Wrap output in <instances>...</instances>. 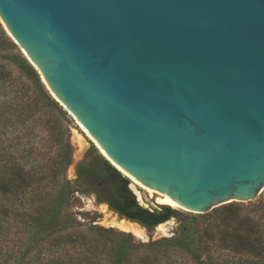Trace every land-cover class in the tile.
Instances as JSON below:
<instances>
[{"label":"water","instance_id":"water-1","mask_svg":"<svg viewBox=\"0 0 264 264\" xmlns=\"http://www.w3.org/2000/svg\"><path fill=\"white\" fill-rule=\"evenodd\" d=\"M0 20L53 97L165 201L206 213L264 189V0H0Z\"/></svg>","mask_w":264,"mask_h":264},{"label":"rangeland","instance_id":"rangeland-1","mask_svg":"<svg viewBox=\"0 0 264 264\" xmlns=\"http://www.w3.org/2000/svg\"><path fill=\"white\" fill-rule=\"evenodd\" d=\"M3 32L10 43L2 41ZM19 55L26 57L0 20V155L7 157L10 171L13 172L14 168L20 166L26 172H31L33 177L30 184L20 191L10 192L6 196L0 192V264H14L13 256L20 255L33 237L45 233L44 226L35 221L43 206H52L55 211L63 213L64 220L56 230L51 231L52 235L66 231L70 226L75 230L101 226L131 233L137 240L148 242L151 239L172 237L182 221L198 227L205 220L203 224L206 225L207 222L215 221L216 216L228 212L230 207L244 216L258 220L259 228L264 232V189L253 200L224 203L206 213L172 208L177 213L165 221L168 229L164 233L159 232L156 227L147 230L138 222L120 217L108 203L99 201L95 192L101 190L104 194L112 178L99 177L89 172L108 169L105 160L114 165L100 152L80 122L63 105L59 103L64 114H59L43 104L39 88L22 67ZM43 84L50 93L44 82ZM51 96L53 97L52 94ZM79 139L87 142L82 150L78 148ZM121 174L130 180L129 187L142 206L159 208L148 191L136 184L134 186L140 191V194H136L131 186V178L122 172ZM2 205L6 207L5 214H2ZM119 219L139 224L145 230L146 237L114 226L112 221ZM214 234L217 241L220 232L217 230ZM205 238L202 237V240ZM46 245L34 246L22 264H30V260L31 264H40L42 259H39V255L43 258ZM69 247L57 246L52 251L67 259L68 251H73ZM212 248L218 264L237 262L240 256L230 249ZM103 263L106 264V261ZM175 264L191 262L179 261Z\"/></svg>","mask_w":264,"mask_h":264},{"label":"trees","instance_id":"trees-1","mask_svg":"<svg viewBox=\"0 0 264 264\" xmlns=\"http://www.w3.org/2000/svg\"><path fill=\"white\" fill-rule=\"evenodd\" d=\"M1 37L3 42L10 43L4 32ZM19 59L28 76L33 78L39 88L43 104L59 114H64L60 102L45 88L34 66L23 55H19ZM1 143L0 133V146ZM7 162V157L0 155V192L3 196L22 190L33 179L31 172H26L23 167L19 166L14 168L13 172L10 171ZM105 163L108 169L89 172L99 177L112 178L104 194L101 190L95 192L98 200L108 203L120 217L138 222L147 230H152L177 213L169 207L149 209L142 206L129 187L130 180L106 160ZM1 208L2 214L7 213L6 207L2 205ZM230 208L228 212L216 216L215 221L207 222L206 225L203 224L205 220L198 227L182 221L172 237L141 242L131 233L101 226L89 230H75L70 226L66 231L52 235L51 231L56 230L63 222V213L55 211L52 206H43L35 221L44 226L45 233L33 237L20 255L13 256V263L22 264L34 246L47 244L43 258L39 255V259H42L40 264H104L103 261H106V264H175L179 261H189L191 264H218L212 254L213 246L240 254L237 262L230 264H264V232L259 228L258 220ZM217 230L220 235L216 241L214 231ZM204 236L206 238L202 240ZM57 246H70L73 251H68L67 259H64L52 251Z\"/></svg>","mask_w":264,"mask_h":264},{"label":"bare ground","instance_id":"bare-ground-1","mask_svg":"<svg viewBox=\"0 0 264 264\" xmlns=\"http://www.w3.org/2000/svg\"><path fill=\"white\" fill-rule=\"evenodd\" d=\"M83 129L85 130V132L87 133V135L95 142V144L97 145V147L99 148L100 152L115 166L117 167L119 170H121L122 173H124L126 176L131 178V181L133 182L131 184L132 188L134 189L136 194H140V191L136 188V186L134 185H138L140 187H142L143 189H145L146 191H148L153 198L155 199V203H159V204H167L169 206H171L172 208H183L182 206H180L179 204L176 203H172V202H168L165 201L164 199H162L152 188L145 186L144 184H142L140 181H138L136 178H134L133 176H131L130 174H128L125 170H123L122 168H120L107 154L106 152L103 150V148L100 146V144L95 140V138L88 132V130H86V128L84 126H82ZM85 139H79L78 142V148L79 150H82L83 147L85 146ZM87 143V142H86ZM87 146V145H86ZM78 153V152H77ZM77 155V154H76ZM140 199V198H139ZM184 209V208H183ZM112 219V218H111ZM111 223V222H110ZM112 224L114 226H116L117 228L126 230V231H131L134 234H136L137 236L140 237H146V233L144 232L145 230L137 223L135 222H131L129 220L126 219H119V220H114L112 221ZM156 229L159 232H166V230L168 229V225L167 223H160L156 226Z\"/></svg>","mask_w":264,"mask_h":264}]
</instances>
